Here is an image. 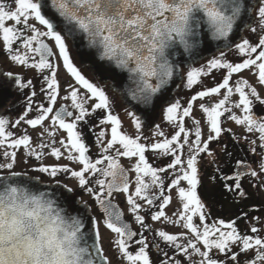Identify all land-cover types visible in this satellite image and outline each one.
<instances>
[{
	"label": "snow or ice",
	"instance_id": "1",
	"mask_svg": "<svg viewBox=\"0 0 264 264\" xmlns=\"http://www.w3.org/2000/svg\"><path fill=\"white\" fill-rule=\"evenodd\" d=\"M30 21H38L45 30L41 31ZM242 25L247 28L249 38L241 36L240 42H235ZM208 36L222 42L219 56H214L201 67H191L186 72V83H183L185 76L179 69V61L174 63L173 57L180 48L189 56L197 54L201 43L207 47ZM43 38H50L58 52H54ZM0 40L14 63L46 73L43 75L46 89L42 87L41 91L46 92L48 99V106L34 107L32 97L36 92L32 80L25 82L12 72L0 74L4 77L0 79V98H3L0 99V110L5 113L9 107H15L6 102L8 89H33L18 119L0 115V148H4L0 170H7L6 174L0 175V264H110L100 243L101 221L86 215H72L75 201L67 193L73 189L63 185L66 191L57 196L56 192L33 195L20 187L32 179L27 173L14 170L21 148L27 149V155L35 156L37 160H42L43 149L48 148V154L56 160L66 155L69 161L82 166L80 170H73L67 165L41 164L35 170L52 178L70 173L78 180L80 188L92 194L103 213V225L115 234L114 244L128 264H153L149 240L143 233L133 231L124 220V212L112 202L114 193L127 194L126 203L135 221L146 229L150 226L145 225V216L139 214L142 204L138 200L146 201L149 206L155 205L157 210L149 213L154 221L164 218L169 223L183 222L182 227L191 233L193 239H188L186 233L170 234L166 230H159L156 235L189 258L191 249L200 257L198 264H239L240 259L242 264H264L261 230L252 226L250 232L255 235L247 234L237 227L235 220L207 223L206 205L197 191L202 183L201 153L213 158L211 162L217 165L216 172L221 174L223 187L237 192L241 198L247 196L242 188L243 176L259 175L242 160L237 161V169L243 166L245 171L236 170L229 175L219 167L221 161L216 159L209 144L220 140L223 132L221 117L232 112V108L226 105L234 93H238L239 100L233 107L241 109L243 115L232 114L229 118L237 125L246 126L249 133H258L260 147L264 149V114L254 112L260 106V112L264 113V97L246 79L230 86L234 73L252 68L257 70L259 83L264 85V0H11L9 3L0 0ZM82 46L91 51L98 75H115L117 69L130 74L129 78L136 85L131 90L132 99L144 106L142 110L149 122L151 112L155 107H161L164 119L178 130L169 138L157 124L154 136L163 139L143 143L142 139H149L143 131L146 122L136 113L129 112L136 135L133 137L122 131V121L113 114L112 100L105 87L89 78L75 62L72 53ZM232 51L244 58L242 62H230L227 52ZM53 56L62 58L63 69L74 78V83L67 84L68 94L62 97L71 101V110L64 105L54 111L60 93L58 72L61 64L53 63ZM213 70H226L222 82L198 90L186 106L178 99L174 102L168 100L167 86L173 82L174 76L180 78L183 87L193 89L203 85L202 78L211 76ZM222 89L226 94L214 106L200 104L207 114L210 132L207 140H202L200 121L194 120L195 140L189 146L191 154L183 159V149L189 144V130L184 120L192 115L193 103L197 99L218 95ZM33 112L37 115L28 118ZM92 119L97 120L98 125L111 126L106 143L108 130L101 128L95 132L90 124ZM48 120L50 127L43 129L41 134L48 132L53 139L49 144H38L39 151L33 149L29 135L17 136L12 130L21 122L35 129ZM54 127L67 133L66 139L58 141L61 147L55 146L56 133L50 130ZM85 127L96 136L97 143L103 144L102 159L93 160L88 154ZM250 144L255 153V141ZM150 149L171 156V161L166 167H153L146 157ZM110 151H114V155L109 154ZM119 157L136 158L131 169L136 173L134 191L131 190L129 170L122 166ZM169 169L173 170V179L167 191L175 188L182 201V209L175 221L164 211L172 197L164 194L166 188L160 174ZM259 169L264 172V159L260 161ZM90 176L97 177L95 189L89 186ZM145 177H150V182ZM182 182L187 186H181ZM56 183L59 185L60 181ZM154 187L159 188V197L149 195ZM157 200L160 201L158 205ZM65 202L67 208L63 207ZM84 207L87 209L88 205ZM196 217L203 222L202 228L194 222ZM134 245L138 248L130 250ZM155 246L159 249L158 244ZM242 253L245 254L243 258ZM249 253L252 255L248 256ZM164 256L167 257L168 253L164 252ZM169 261L182 264L172 258L160 264H169Z\"/></svg>",
	"mask_w": 264,
	"mask_h": 264
},
{
	"label": "flooded vegetation",
	"instance_id": "2",
	"mask_svg": "<svg viewBox=\"0 0 264 264\" xmlns=\"http://www.w3.org/2000/svg\"><path fill=\"white\" fill-rule=\"evenodd\" d=\"M5 3L11 2V0H3ZM31 22V21H30ZM35 23L36 27L39 28L41 31L45 30L44 26L39 25L37 21L32 22ZM31 34V33H29ZM254 35V34H252ZM242 36L244 38H249V33L247 28L243 32ZM46 42L49 43L51 47H53L54 52H58V49L55 48L54 42L50 38H43ZM240 42V39L237 41ZM14 45V47L18 46ZM234 48V45H233ZM75 57V62L77 65L82 69V71L89 77L94 78L96 81H98L101 86L105 87L106 92L108 93L110 100H112L113 104V114L118 115L122 121V131H125L127 134L135 137L136 135V129L132 121V117L129 115V112H131L125 104L122 102L118 94L113 90L110 84L107 82H103L99 77L96 75L93 69H91L89 66L82 64L77 53L73 51L72 53ZM220 51L212 54L211 56L201 60L198 63H202L206 59H211L214 56H219ZM227 57L229 58L230 62L239 63L242 62L244 59L243 57H240L235 53V51L227 52ZM53 63H59L61 64V68L58 72V80L60 83V93L57 98V103L54 107V111L58 110L61 106L67 105L69 109L71 110V101L63 100L62 97L68 94L69 89L67 88L68 83H74V78L70 76L66 72L65 69L62 67V58H59L58 56H53L52 58ZM197 63V64H198ZM188 67H185L183 69V75L185 76V80L183 83H186V72L190 69ZM6 72H12L15 76H18L22 78L23 81L32 80L33 88L36 92V96L32 97V100L34 102V107L39 106L40 104H44L45 106H48V99L46 92L41 91L42 87L46 89V83L43 80V75L36 69H32L23 65H18L14 63L11 59L7 51L0 47V74L6 73ZM226 75V70H213V73L209 77H203V85H198L193 89H187L183 87V83L177 90V92L174 95L173 102L175 100H180L181 104L186 106L187 102L191 101L192 96H195L197 94L198 90L205 89V88H211L216 86L218 83L222 82L223 77ZM4 77L0 75V79H3ZM211 79V80H208ZM248 80V82L257 89V91L261 94L262 97H264V85L259 83L257 70L255 68L252 69H245L240 73H234L232 76V79L230 81V86H235L236 82L241 80ZM33 89H24L17 91L15 87L8 89V92L6 94V102L10 104H14L15 107H9L7 109V112L5 113L3 110H0V115H7L10 119L15 120L19 118V115L22 114L24 110V106L28 102V97L31 95V91ZM248 91V89H246ZM27 93V95L25 94ZM226 94V90H221V93L218 95H212L210 97H206L203 100L197 99L193 103V110L192 115L190 117L185 118L184 123L186 129L189 130V144L185 145L183 149L182 158L187 159V157L191 154L189 150V146L192 145L193 141L195 140V129L196 125L194 124V120L200 121V127L202 129V140H207V136L209 135L210 128L207 124V114L201 112L200 104H204L205 106L212 107L215 105V103L219 102V100L223 99L224 95ZM3 99V98H0ZM217 99V100H216ZM239 100V94L234 93V95L230 98L229 103L226 105V107L232 108L231 113H225L224 116L221 117V127L223 129L222 136L220 140L218 141H212L209 144L210 150H212L214 153H216V159L221 161L219 164V167L225 169L229 175L234 174L236 170H239L241 172L245 171V168L242 166L239 169H237V161L242 160L244 161L245 165H251V169H255L259 175L257 177H252L251 175H245L243 176L241 183L242 188L246 191L247 196L244 198L239 197L237 192L235 191H228L226 188L223 187L224 181L220 179V173L216 172L217 165L212 163V157L207 156L206 154L201 153L200 158L201 162L203 164V168L201 169L202 174V183L201 186L198 187L197 191L198 194L201 196L202 201L206 205V213L207 216V223L211 224L214 221H219L223 219L225 222H230L235 220L237 227L242 231L246 232L247 234H252L250 232V229L252 226H256L258 229L261 230L260 235H264V172H261L259 169V164L262 159H264V149L260 147V140H259V134L258 133H249L247 131L246 126L244 125H237L234 121H232L229 117L232 114L236 115H243V112L241 109L234 108V103L238 102ZM165 108L167 105L164 106ZM254 112H256L258 115L264 114L260 112V106H257L254 109ZM37 113L33 112L29 114L28 118H34ZM90 124L94 128L95 132H99L101 128L108 130V136L105 137L104 143H106L107 139L110 138V125H98V121L95 119L90 120ZM161 129L165 132V135L169 138L171 135L175 133L178 129L174 128L171 124L168 123L166 119H164L163 116V110H161L160 116H159V122ZM50 127V120L45 121L43 125L37 126V128L33 129L31 126L21 122L20 125L16 126L12 130L16 133L17 136L27 134L31 137V144L33 149L39 151L37 148V145L40 143L49 144L53 137L48 134V132H43L42 130L45 128ZM26 130V131H25ZM51 131H54L56 133L55 140L57 141L56 147H61L58 143L60 139H66L67 133L59 129L58 127H54L50 129ZM154 130L155 128H151L150 130H145L144 135L147 136L148 140H143L141 142L143 143H151L155 142L156 140H162L163 137H155L154 136ZM230 130V131H229ZM85 133L87 135L85 136V143L89 147V155L92 157L93 160L95 159H102L104 153L102 152L103 144L97 143L96 136L88 131V128H84ZM183 135H181V142H183ZM250 141H255L254 147L256 148V152L253 153L251 151V147L253 145L250 144ZM117 147H119L117 145ZM64 151V149H61ZM45 152V155L43 156L42 160H37L35 156H28L27 155V149L21 148L18 150V162L15 166V171H22L27 173L28 176L34 177L39 179L40 181H44L48 184L55 185L58 187L63 188V185H67L68 188L73 189L71 193H67L69 197L78 198L80 200V197H82L81 193L77 189H80L83 193H89L85 189L80 188L79 186L77 188L75 187L76 184V178L72 177L70 173H61L56 178L49 177L45 173H40L39 171H36L35 169L38 168L41 164L43 165H67L73 170H80L82 167L78 163H75L73 161H69L66 158V155L62 157L60 160H56L55 157L48 154L49 149L45 148L43 149ZM4 152V148H0V162H3L2 153ZM231 155H228V154ZM109 154L114 155V151H110ZM146 157L149 160V163L153 165V167H166L167 164L171 161V156H165L160 154L159 150H149L146 152ZM120 163L122 166H124L126 169L129 170V180L132 184L133 181H136V173L134 171H131V169L134 168V163L136 161V158H128V157H119ZM107 162L105 161V164ZM98 167H103V165H99ZM7 170H0V175L6 174ZM165 183V195H170L172 197L170 204L164 209L166 215L170 217L173 221L178 219L180 210L182 209V205L180 206H172L174 200L180 201L177 190L173 188L170 192L167 191V188L170 186V182L173 179V170L169 169L165 173L160 174ZM99 176V174H97ZM215 177V179H213ZM90 179V185L94 189L97 187L95 185V180L97 177H89ZM150 177H145L146 181L150 182ZM59 180L60 184L58 185L56 181ZM186 182H182L181 186H185ZM231 183V182H229ZM186 187V186H185ZM63 191H66L63 188ZM90 194V193H89ZM123 193H114L113 203L119 205L124 214L126 219L130 220L133 224V228L137 233H143L144 236L148 237L149 240V255L150 258L153 261V264H160L163 260H169V258H172V260L175 261H181L182 264H198L200 257L196 255L195 253H192L191 249L189 252L191 253V258L188 256H185L182 252H178L177 250L173 249L172 247L165 244L157 235L156 232L159 230H166L170 234H180V233H186L188 239H193L191 233L188 232L187 229H184L182 227V223L175 224V223H169L164 218H161L159 221H154L151 219V215L149 213H154L157 209L154 206H149L146 201H139V203L142 204V208L139 214L145 216V225H149L150 229H146L144 226L140 225L138 222L135 221L134 215H132L129 211H126L124 208V202L122 199ZM149 195H154L159 197L160 191L158 187H154L150 190ZM90 206L93 209V212H97L102 215L101 211L99 210V206L96 203L94 197L92 194H90ZM160 203L159 200L156 201V204L158 205ZM89 207V206H88ZM90 209V207H89ZM246 214V215H245ZM94 217V216H93ZM198 222V224L201 226L203 225V222H200L198 217L194 218ZM162 222V225H159L157 228L155 224H160ZM139 238V237H137ZM183 242V241H182ZM101 243V242H100ZM159 245V249L155 245ZM102 246V243H101ZM202 248V245H198ZM103 247V246H102ZM104 248V247H103ZM138 246H133L132 251H135ZM233 251H236V249H233ZM164 252L168 253V256H164ZM216 255L222 256V254L214 252ZM104 255L108 257L110 264L111 259L107 255L104 249ZM248 256H251L252 253L247 254ZM245 254H241V258H243ZM224 259H227L226 257H223ZM169 264H171V261H169ZM239 264H242V259H240Z\"/></svg>",
	"mask_w": 264,
	"mask_h": 264
},
{
	"label": "water",
	"instance_id": "3",
	"mask_svg": "<svg viewBox=\"0 0 264 264\" xmlns=\"http://www.w3.org/2000/svg\"><path fill=\"white\" fill-rule=\"evenodd\" d=\"M245 29H246V27L244 25H242L240 28V33H239V35H237L235 42H237L240 39V37L242 36ZM221 48H222V42L212 40L211 37L208 36L207 47H205L204 43H201L200 48L198 50V53L193 55V56L187 55L186 53L183 52V49L180 48L177 50L175 56L173 57V61H174V63L179 61L178 66H179V69L182 73V67L183 66H188V65L193 64L195 62H198V61L202 60L204 57L210 56V55L220 51ZM75 51L77 52V54H78V56H79V58L83 64L89 65L92 69L95 68V65L93 63V56L91 54V51L89 49H87V47L82 46L79 50H75ZM97 76L105 82H110L112 88L118 92V94H119L121 100L123 101V103L125 104V106H127L128 109H130L132 112L141 116V118L146 122V127L144 128L145 130H150L155 125H157L158 119H159V112H160L161 107H155V110L151 112V122H149L148 117H146L144 115V111L142 110L144 108V106L142 104H140L137 100L132 99L131 90L134 89L136 87V85L133 82V80L129 78V76H130L129 73H127L126 71H121V70L117 69L115 75H113L112 73H106L103 76L98 75V74H97ZM153 82H155V81H153ZM180 83H181L180 78L174 76L173 82L167 86L168 100H170V101L172 100V97H173L175 91L179 88ZM165 104H167V103H165ZM20 187L26 188L30 192V194H33V195H39L41 193L47 194V193L56 192L57 196H59L60 193L63 192V190L60 189L59 187L46 185V184H43L40 181L35 180V179L28 180L25 184H21ZM73 206H75L76 208H74L75 211L72 212V215H74V216L80 215L81 217H84L86 215L87 217H89L88 214L86 213L85 207L80 206L77 203L76 199H75V203ZM63 207L67 208L68 204L66 202L63 203ZM124 220L127 223H129L131 226V229L133 231H135L132 228L131 222L127 221L125 218H124ZM86 223H87V220H86ZM89 243H91V241H89Z\"/></svg>",
	"mask_w": 264,
	"mask_h": 264
},
{
	"label": "rangeland",
	"instance_id": "4",
	"mask_svg": "<svg viewBox=\"0 0 264 264\" xmlns=\"http://www.w3.org/2000/svg\"><path fill=\"white\" fill-rule=\"evenodd\" d=\"M31 22H35V21H31ZM0 47H3V44H2V40H0ZM211 56V55H210ZM209 56H206L204 57L203 59L207 58ZM202 59V60H203ZM208 60L210 59H206L205 61H203L202 63H198V64H195V65H192L190 66L189 68L191 69V67H201L205 64H207ZM188 67V66H186ZM185 68V67H184ZM189 69V70H190ZM208 80H211V79H208ZM109 83V82H108ZM181 86V84L179 85V87ZM179 89V88H178ZM201 90H204V89H201ZM175 95V94H174ZM174 95L172 98H174ZM217 100V99H216ZM173 101V99L171 100ZM161 110L162 108L160 109V112H159V116H160V113H161ZM202 110V109H201ZM203 112V111H201ZM204 113V112H203ZM41 183L43 184H46L48 185V183L44 182V181H40ZM79 185H78V180L76 179V184H75V187H73L74 189L77 188ZM131 190L134 191V188H135V181L132 182L131 184ZM185 186L186 183H185ZM79 191V193H81L82 197H80V200L76 197H72V199L75 201V199L77 200V203L84 207L85 204H87L89 207L86 209V213L88 214V216L90 218H95L96 220H100L101 221V224H100V232H101V243H102V246L104 247L105 249V252L107 253V255L109 256V258L111 259V263L112 264H128V262L126 261V259L119 253V250L116 248L115 244H114V240H115V234L111 233L110 230H108L102 223V220H103V217L101 214L97 213V212H93V209L92 207L89 205L90 204V194L89 193H83L82 191H80V189H77ZM177 192V191H176ZM178 194V193H177ZM126 195L127 194H124L122 195V199H123V202H124V208L126 209V211H130V206L126 203ZM182 205V201H176L174 200L172 206H180ZM74 208H76L75 206H73ZM132 215H134L133 213H131ZM94 216V217H93ZM195 222L198 224V222L195 220ZM159 225H162V222L160 224H155V226L158 228ZM199 225V224H198ZM190 233V232H189ZM110 241H112V243H110ZM215 252V250H213Z\"/></svg>",
	"mask_w": 264,
	"mask_h": 264
}]
</instances>
